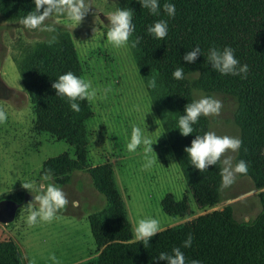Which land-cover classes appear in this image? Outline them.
<instances>
[{
	"label": "trees",
	"instance_id": "16d2710c",
	"mask_svg": "<svg viewBox=\"0 0 264 264\" xmlns=\"http://www.w3.org/2000/svg\"><path fill=\"white\" fill-rule=\"evenodd\" d=\"M158 3V15L141 7L139 0H125L124 4L134 13L131 37L141 38L135 48L146 92L158 111L166 113L162 127L196 208L207 210L223 201L222 165L218 163L199 172L184 152L195 135L208 131L206 119L201 116L189 136H182L178 130L179 117L193 101L192 91L200 89L237 99V125L243 132L241 159L248 164L247 174L241 176L249 178L255 190L262 191L258 195L261 210L246 222L235 220L232 207L212 211L158 232L145 248L142 241L133 240L113 170L109 163H104L89 170L95 188L108 201V209L107 213L89 218L90 232L99 251L87 264H166L158 261V256L162 252L171 254L177 247L189 262L264 264V0H158ZM164 3L175 5L174 17L163 11ZM33 10V0H0V13L13 19L21 20ZM159 20L168 24V35L162 40L147 32ZM197 46L200 56L194 63H186L183 56ZM213 46L220 50L234 49L240 65H248L246 78L221 75L213 70L208 61V52ZM16 63L21 84L33 104L35 131L67 143L75 150L76 159L63 154L41 167V176L51 169L53 179L65 185L73 171L86 168L85 125L93 116L88 101H80L81 111L76 113L68 100L56 95L51 87L66 72L81 77L74 46L68 37L53 45L40 44L22 53ZM178 66L184 68L181 80L173 78ZM193 75L196 78L191 80L189 77ZM153 79L155 88L149 87ZM162 209L181 219L191 211L186 201L177 203L170 195L163 200ZM189 233L194 239L191 247L184 248ZM0 264H22L13 242H0Z\"/></svg>",
	"mask_w": 264,
	"mask_h": 264
},
{
	"label": "rangeland",
	"instance_id": "374dc122",
	"mask_svg": "<svg viewBox=\"0 0 264 264\" xmlns=\"http://www.w3.org/2000/svg\"><path fill=\"white\" fill-rule=\"evenodd\" d=\"M90 3L89 14L77 26L65 16L53 15L46 22L57 28L53 44L65 37L71 40L81 65V77L90 80L99 91L97 99L88 102L93 116L85 125L86 168L73 171L65 185L53 179L67 193L69 201H77L78 206L70 203L51 222L39 221L34 226L28 223L31 210L39 207L34 196L44 190L41 185L48 183L41 176L43 163L63 154L76 159V154L67 143L35 131L33 104L17 70L19 56L40 44H48L53 34L26 29L20 19L0 13V109L7 113L6 123L0 125V202H18L15 219L7 225L0 224V242L14 243L22 264L33 259L36 264H53L49 259L53 254L61 264L93 261L99 250L89 230V218L107 213L108 201L95 188L89 170L104 163H109L113 170L134 241L137 220L145 217L159 220V232L226 207H232L238 222L254 219L261 210L258 195L262 191L255 190L253 182L241 174L228 187L222 186L221 179V203L207 210L196 208L162 127L166 113L158 111L146 92L138 68V52L131 47L132 37L128 46L120 48L107 41L109 14L116 7L124 9L125 0ZM201 95L212 96L223 104L219 116L204 117L208 131L242 140L243 132L236 118L237 99L219 92L192 91L193 100ZM134 125L146 129L154 143L157 163L150 168L145 167L143 146L135 152L127 150ZM241 150L242 146L238 152L228 153L233 157V166L242 160ZM148 157L154 159L151 153ZM25 183H32L33 187L26 190L22 187ZM169 195L177 203L189 204V216L181 219L163 212L162 202Z\"/></svg>",
	"mask_w": 264,
	"mask_h": 264
},
{
	"label": "clouds",
	"instance_id": "9594fccd",
	"mask_svg": "<svg viewBox=\"0 0 264 264\" xmlns=\"http://www.w3.org/2000/svg\"><path fill=\"white\" fill-rule=\"evenodd\" d=\"M141 7L149 9L154 15L159 14L160 4L158 0H139ZM34 10L29 11L19 23L26 29L39 30L42 33L51 35L48 44L56 42L57 28L54 24L46 23L53 15L65 16L76 26L80 24L86 15L89 14L92 5L90 0H33ZM163 11L169 17H174L176 8L174 4L164 3ZM133 10L130 8L120 9L116 7L115 11L109 14V25L106 33L107 41L113 46L120 48L129 45V39L134 32ZM147 32L156 39H164L168 35V24L165 20H159L147 28ZM141 38L137 37L131 42V47L135 48L140 43ZM200 56V48L194 47L191 51L183 56L186 63H194ZM208 61L213 70L218 71L221 75H241L246 78L249 71L248 65H240L234 55V49L224 47L223 50L211 47L208 52ZM198 74V73H197ZM173 78L181 80L184 78V68L178 66L173 72ZM56 95L66 98L72 111L79 113L81 111L80 101L93 102L97 99L98 89L93 87L92 82L86 78L78 77L69 71L60 75L55 83L51 85ZM149 87L155 88L156 81L153 79L149 82ZM108 89H105V93ZM222 101L212 96L201 95L188 103L184 109V115L179 117L178 130L182 136H189L194 132L193 125L197 124L200 117L219 116L222 110ZM7 121V113L0 109V125ZM146 129L139 126H133L131 130L130 142L127 144L129 152H135L143 146L145 153L146 168H150L157 163L154 154L151 139L146 135ZM242 146V140L238 137L228 135H217L215 131H207L203 135H195L191 141L190 147H186L184 152L190 158L192 165L199 172L206 171L209 166L221 164L222 167V186L228 187L235 181L237 174L246 175L248 164L244 160L238 161L233 166V157L228 155L229 152L236 153ZM151 153L154 157L149 158ZM42 179L48 181L47 185H41L44 190L34 196V201L38 203V209H33L28 216V223L34 226L39 221L51 222L56 218L60 210L66 209L71 203L72 206H78L77 201H69L67 193L57 185L53 180L52 170L44 172ZM22 187L29 190L33 187L32 183H25ZM31 205V204H29ZM160 222L152 217L140 218L137 220L135 227V239L142 241L144 247H149V241L160 231ZM194 237L191 233L186 237L183 247L189 248L192 245ZM53 264H61L53 254L49 257ZM158 261H164L166 264H200L198 260L187 261L181 248L177 247L172 250L171 254L166 252L160 253ZM29 264H36L35 260H30Z\"/></svg>",
	"mask_w": 264,
	"mask_h": 264
},
{
	"label": "water",
	"instance_id": "95a60500",
	"mask_svg": "<svg viewBox=\"0 0 264 264\" xmlns=\"http://www.w3.org/2000/svg\"><path fill=\"white\" fill-rule=\"evenodd\" d=\"M18 204L12 200H3L0 202V224L7 225L11 223L16 216Z\"/></svg>",
	"mask_w": 264,
	"mask_h": 264
},
{
	"label": "crops",
	"instance_id": "0c3cea01",
	"mask_svg": "<svg viewBox=\"0 0 264 264\" xmlns=\"http://www.w3.org/2000/svg\"><path fill=\"white\" fill-rule=\"evenodd\" d=\"M117 185V184H116ZM119 192V191H118ZM120 194V193H119ZM123 202V201H122ZM128 216V215H127ZM129 220V219H128ZM129 223H130V221H129ZM89 230H90V228H89ZM76 264V263H75Z\"/></svg>",
	"mask_w": 264,
	"mask_h": 264
}]
</instances>
